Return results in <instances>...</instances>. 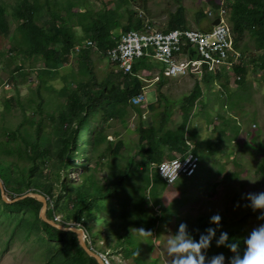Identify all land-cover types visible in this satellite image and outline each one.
I'll use <instances>...</instances> for the list:
<instances>
[{
  "label": "trees",
  "instance_id": "trees-1",
  "mask_svg": "<svg viewBox=\"0 0 264 264\" xmlns=\"http://www.w3.org/2000/svg\"><path fill=\"white\" fill-rule=\"evenodd\" d=\"M137 1L148 0H102L100 10L87 7L86 0H0V56L20 61L18 70L33 61L39 64L34 102L23 103L16 90L1 103L0 181L10 201L27 194L44 196L48 220L55 221L59 215L60 225L74 224L84 230L88 246L112 263L113 257L119 256L133 264H162L156 242L163 240L169 222L179 215L182 197L206 160L203 149L213 147L208 140L204 148L195 142L198 131L191 127L193 114L198 108L203 117L205 87L210 89L215 81L225 87L229 80L223 73L195 80L179 107L182 121L176 129L169 126L176 107L164 93H158L146 108L135 104L136 98L145 95V79L140 73L149 67L148 62L141 58L125 73L108 60L105 50L121 33L142 28L147 22L134 9ZM213 5L219 3L214 0ZM223 7L237 43L246 36L254 44L253 49L245 45L240 50L244 61L234 68L235 82L244 85L249 67L264 75V0H224ZM203 17L204 13H198L196 23ZM77 28L81 36L76 34ZM189 28L185 8L180 6L166 31ZM210 28L208 25L202 31ZM87 38L93 45L76 52L75 46ZM96 57L100 64L111 66L101 75L96 71ZM67 65L71 72L62 73L61 68ZM60 80L63 85L57 88L55 83ZM169 80L162 71L159 89ZM16 111L20 121L13 126L9 118ZM133 118L138 135L134 150L122 137L123 131L110 125L116 122L129 129ZM234 130L238 134L237 126ZM224 136L220 132V140ZM190 155L197 161L191 177L185 175L172 183L161 177L163 161ZM76 160L82 161L83 171L73 177L72 171L79 166ZM259 169L264 174V160ZM42 206L30 197L7 203L0 188V207L16 224L13 233L37 238L42 244V264H99L80 246L74 232L62 231L39 218ZM208 218L198 217L197 228L192 229L194 237L196 229L209 226ZM91 226L100 230L106 241L100 239L97 244ZM221 228L243 247L239 229ZM144 249L153 254L152 260L142 255ZM216 251L231 254L223 245L209 249L210 253Z\"/></svg>",
  "mask_w": 264,
  "mask_h": 264
},
{
  "label": "rangeland",
  "instance_id": "rangeland-1",
  "mask_svg": "<svg viewBox=\"0 0 264 264\" xmlns=\"http://www.w3.org/2000/svg\"><path fill=\"white\" fill-rule=\"evenodd\" d=\"M220 1L222 0H215V3L218 4ZM86 2L87 7H93L95 10H100L104 6L102 0H86ZM213 4L214 0H148L133 3L134 9L146 18L145 21H149L159 30H166L173 13L178 7L183 6L189 27L198 31H202L210 20L203 17L196 23L197 14L209 9L218 10L219 5L217 7ZM227 24L229 25L228 21ZM76 34L81 35L79 28L76 29ZM245 45L251 49L254 48L253 42L245 36L239 41V52ZM96 61H98L96 64L98 75L111 68L107 64H100L98 57ZM19 62L5 55L0 56V111H2L3 99L14 95L16 90L20 91L23 103L34 102L35 68L39 64L33 61L24 69L18 70L16 66ZM69 71L68 67L61 68L62 73ZM262 73L259 70L252 71L249 67L244 85L235 82L236 76L232 72L228 76L227 86L223 87L221 83L215 81L210 89L205 87L203 117L198 115V108H196L191 127L198 131L195 139L198 145L202 148L207 147L204 146V141L208 140L213 143V147L203 149L207 155L206 160L199 163L197 175L182 197L183 205L179 215L174 216L169 222L162 236L163 240L156 242L157 248L162 252V264H171V257L166 251V241L168 234L176 230L180 221L186 222L190 229H194L197 228L198 217L219 212L221 227L237 228L240 230L241 237L259 222L257 220L259 210L256 212L250 210L246 206V200L241 197V193L264 190V174L259 169V162L264 160V75ZM141 75L145 77L146 85L144 90L146 101L142 103V107L146 108L147 104L155 101L158 93H164L172 106L176 107L169 126L171 129L179 127L182 121L179 107L183 99L189 95L196 79L193 77L170 78L162 89H159V71L154 72L152 76L141 71ZM62 85L61 80L55 83L57 88ZM18 115H20L18 111L12 114L9 118L10 125L16 126L19 123ZM135 121V118L130 120L129 129L122 128L116 122L110 124L113 129L123 131L122 137L133 150L138 143V135L134 129ZM234 126L238 127V134L234 132ZM222 131L225 136L220 140L219 135ZM110 139L114 140V137ZM81 162L76 160L79 166L72 171L73 177L83 171ZM184 176L182 175L180 179ZM173 196L174 194H171L169 197L173 198ZM5 212L0 207V264H42V244L37 243L34 235L26 239L24 234H17V231L13 233L16 224L12 221L11 214L8 216ZM57 219L56 223L61 222V216L58 215ZM72 226L74 224L70 225ZM91 232L97 244L100 239L101 243L106 241L105 235L94 226H91ZM84 235L86 238L85 233ZM44 237L47 239L45 235ZM142 255L152 260L153 254L151 255L147 250L144 249ZM113 260L112 264H133L134 262L131 259L121 260L119 256L113 257Z\"/></svg>",
  "mask_w": 264,
  "mask_h": 264
},
{
  "label": "built area",
  "instance_id": "built-area-1",
  "mask_svg": "<svg viewBox=\"0 0 264 264\" xmlns=\"http://www.w3.org/2000/svg\"><path fill=\"white\" fill-rule=\"evenodd\" d=\"M223 4L224 0L219 2L218 10L209 9L204 12L210 21L219 19V24L208 31L192 28L159 30L145 22L142 28H130L121 33L119 41L109 46L105 55L125 73L132 71L137 59L152 55L165 66V74L170 78L193 77L201 81L207 74H231L243 62V56L239 52L235 34L227 24V12ZM92 45L91 39H85L82 44L75 46V51L79 52ZM145 100L142 94L134 103L140 104ZM196 167V158L190 155L187 159L164 162L159 168L161 177L172 183L182 175L191 177ZM101 257L105 264H112L106 256Z\"/></svg>",
  "mask_w": 264,
  "mask_h": 264
},
{
  "label": "clouds",
  "instance_id": "clouds-1",
  "mask_svg": "<svg viewBox=\"0 0 264 264\" xmlns=\"http://www.w3.org/2000/svg\"><path fill=\"white\" fill-rule=\"evenodd\" d=\"M241 197L250 210H259V222L243 235V247L239 239L230 240L229 233L222 230L221 215L216 212L209 216V226L202 231L195 230V237L184 221H180L176 230L168 234L166 251L171 257V264H264V190L241 193ZM221 245L231 254L209 252L210 247L220 248Z\"/></svg>",
  "mask_w": 264,
  "mask_h": 264
},
{
  "label": "water",
  "instance_id": "water-1",
  "mask_svg": "<svg viewBox=\"0 0 264 264\" xmlns=\"http://www.w3.org/2000/svg\"><path fill=\"white\" fill-rule=\"evenodd\" d=\"M219 24V19H215L214 21L211 22V27L212 26H215ZM0 188H1V194H2V199L7 202V203H10V202H14V201H18L20 199H25L27 197H30V198H35L37 199L38 201H40L43 206H42V209H41V212L39 213V218L50 224L51 226L55 227V228H58L62 231H72L74 232L76 235H77V238H78V241H79V244L80 246L84 249V251L90 256V257H93L97 260V262L99 264H105L101 255L99 253H97L96 251H94L92 248H90L86 242V238H85V235H84V230L80 229V228H77V227H65L63 225H60V223H56L55 221H51V220H48L47 217H46V209H48V202H47V199L40 195V194H27L25 196H22L20 198H17L16 200L14 201H10L7 196H6V192H5V189L3 187V184L2 182L0 181Z\"/></svg>",
  "mask_w": 264,
  "mask_h": 264
},
{
  "label": "crops",
  "instance_id": "crops-1",
  "mask_svg": "<svg viewBox=\"0 0 264 264\" xmlns=\"http://www.w3.org/2000/svg\"><path fill=\"white\" fill-rule=\"evenodd\" d=\"M208 25H210V27H211V22L210 21H208V23H207V26ZM206 26V27H207ZM132 28H134V27H132ZM80 30V29H79ZM81 31V30H80ZM78 36H81V35H78ZM87 39H89V38H87ZM119 41V39L116 41V42H114V43H117ZM114 45V44H113ZM238 45H239V43H238ZM111 46V45H110ZM109 47V46H108ZM241 52V51H240ZM242 54V53H241ZM243 56V55H242ZM243 58V57H242ZM141 58H139V59H137L135 62H134V64L136 63V62H138L139 60H140ZM109 60V59H108ZM244 61V60H243ZM144 62H148V64H149V67L147 68V69H144L143 71L144 72H146V73H148V74H150V76H152L153 75V73L154 72H156V71H159V74L162 72V71H165V66L162 64V63H160V62H158L156 59H155V57L154 56H152V55H150L149 57L147 56V57H145V61ZM112 63V62H111ZM112 64H114V63H112ZM134 64H133V66H134ZM115 65V64H114ZM116 66V68H118L117 67V65H115ZM65 67H68L69 69H70V71L69 72H71V66L70 65H67V66H64L63 68H65ZM119 69V68H118ZM120 70V69H119ZM69 72H65V73H69ZM227 74V76H229V74L228 73H223V75H226ZM207 75H210V74H207ZM207 75H205V76H207ZM140 76L141 77H143L142 75H141V73H140ZM144 79H145V77H143ZM205 78V77H204ZM203 78V79H204ZM155 79V78H154ZM194 79V78H193ZM203 79H202V81H203ZM197 80V79H196Z\"/></svg>",
  "mask_w": 264,
  "mask_h": 264
},
{
  "label": "bare ground",
  "instance_id": "bare-ground-1",
  "mask_svg": "<svg viewBox=\"0 0 264 264\" xmlns=\"http://www.w3.org/2000/svg\"><path fill=\"white\" fill-rule=\"evenodd\" d=\"M73 227H75V226H73Z\"/></svg>",
  "mask_w": 264,
  "mask_h": 264
}]
</instances>
